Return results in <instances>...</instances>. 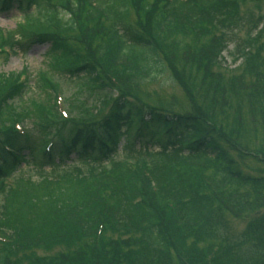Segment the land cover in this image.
Masks as SVG:
<instances>
[{
    "label": "trees",
    "instance_id": "1",
    "mask_svg": "<svg viewBox=\"0 0 264 264\" xmlns=\"http://www.w3.org/2000/svg\"><path fill=\"white\" fill-rule=\"evenodd\" d=\"M244 1L0 0L1 13L15 10L24 19L6 41L0 34V51L4 45L21 53L47 46V71L34 84L37 98L24 99L30 80L0 75V264H227L221 257L211 263L197 249L222 236L221 223L259 210L245 236L253 241L258 229L264 233V215L253 209L264 201V180L243 173L230 157L213 122L214 107L203 115L149 106L125 88L114 95L105 81L155 82L166 74L162 84L172 82L178 78L172 69L195 56L184 59L178 41L164 44L176 34L228 32L233 61L244 57L250 44L236 39ZM260 26L253 38L264 35L262 17L249 35ZM222 39L210 40L222 50ZM201 54L195 57L198 74H187L185 82L217 90L208 78L216 75L218 55L205 61ZM54 75L88 84L93 107L109 105L106 113L64 122L55 106ZM259 94L264 97V87ZM25 122L30 131L12 128L18 123L26 130ZM122 139L129 155L147 154L154 145L160 150L149 155L148 165L138 157L133 165L114 162ZM137 142L141 147L134 151ZM25 170L38 180L26 173L14 188L3 184L7 175ZM221 248L227 259L236 246ZM235 258L229 264H238Z\"/></svg>",
    "mask_w": 264,
    "mask_h": 264
},
{
    "label": "rangeland",
    "instance_id": "2",
    "mask_svg": "<svg viewBox=\"0 0 264 264\" xmlns=\"http://www.w3.org/2000/svg\"><path fill=\"white\" fill-rule=\"evenodd\" d=\"M239 5L240 16L244 24L236 34V38L250 44V49L239 61L233 62L232 57L228 54L232 48L231 45L225 52L221 51L222 44L212 43L211 36L216 38L218 33L216 35L213 32H207L199 37H195L193 34H188L186 37L176 34L165 40L164 44L168 45L174 43V40L178 41L177 45L180 48L182 45L187 53L184 59H192L195 55L191 64L182 63L172 69L174 75L176 72L178 73L176 76L178 78L172 82L169 81L168 84H162V80L167 78L166 74L159 78L160 81L155 82L135 78L132 81L126 80L129 84L120 81V87L125 88L124 90H127L130 95H134L138 101L145 102L149 106L171 105L172 108L186 114L200 112L206 115L211 113V109L214 107V125L216 129L222 131L221 135L226 143L224 146L230 157L236 162L237 167L245 174L264 178V97L259 94L261 88L264 87V35L259 38H257L258 36L252 38L249 35V28L254 19L257 17L264 19V2L255 4L251 0H245ZM21 22L17 13L0 14L2 29H16ZM226 37L225 34L222 39L223 44L228 40ZM95 48H92L93 52ZM46 49V45H34L25 54L17 53L9 55V57H3L0 54V75H21L24 71L29 72L32 82L29 84L30 89L24 99L38 97L34 93L36 90L34 84L38 73L42 70L47 71V61L44 58ZM208 50H211V53L207 54ZM199 53H205L201 54L205 61L215 57L214 54L218 55L212 68V72L216 75L208 78L213 80L217 90L211 87L212 89L210 88L208 91L206 82L198 86H190L185 82L187 74L189 76L198 74L199 68L195 64V57ZM165 62L167 65L168 61ZM203 63L205 64V62ZM220 64H222V68ZM251 66H253V70H251ZM244 69L247 70L246 73H244ZM27 79L29 78L27 77ZM51 83L56 87L55 92L60 90L59 98L57 101L55 100V106L57 103L58 106L64 104L67 114L70 117L75 116L80 123L99 119L108 110L109 105L104 109L93 107L92 100L96 96L89 90L88 84L83 82L68 83L58 75H54ZM134 83L136 85H133ZM223 89L225 92L221 94ZM2 115L7 116V112L4 111ZM25 123L27 130L30 131L31 123ZM157 147L154 145L150 147V150L157 151ZM137 148L138 145L135 149ZM45 170L48 169L45 168ZM207 177H209V173ZM263 205L264 201L259 207L253 209H261L260 215H264ZM254 212L253 215L226 218L227 222L221 223L218 228L219 235L222 236L212 239L209 243L200 244L197 249L200 247L211 263L216 257H221L229 264V260L233 261L236 259L235 257H238V264H264V233L260 232L262 228L253 234L255 236L253 241V236H245L248 226L254 224L260 217L258 216L259 210ZM228 244L236 246V248L226 259L222 256L224 249L221 247H226ZM214 246L220 247V250H213Z\"/></svg>",
    "mask_w": 264,
    "mask_h": 264
}]
</instances>
